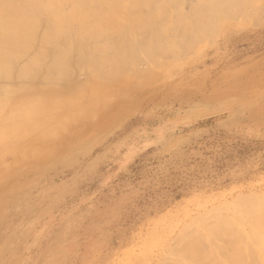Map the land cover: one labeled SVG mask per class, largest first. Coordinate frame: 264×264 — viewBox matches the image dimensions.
I'll use <instances>...</instances> for the list:
<instances>
[{"label": "rangeland", "instance_id": "374dc122", "mask_svg": "<svg viewBox=\"0 0 264 264\" xmlns=\"http://www.w3.org/2000/svg\"><path fill=\"white\" fill-rule=\"evenodd\" d=\"M177 1L169 18L181 11L192 19L195 0ZM245 1L233 17H205L194 36L173 19L155 64L128 63L114 74L107 61L90 63L89 73L73 65L65 79L0 78V137L46 91L60 97L41 127L0 154V264H205L204 256L230 264L238 247L259 263L264 0Z\"/></svg>", "mask_w": 264, "mask_h": 264}, {"label": "bare ground", "instance_id": "6f19581e", "mask_svg": "<svg viewBox=\"0 0 264 264\" xmlns=\"http://www.w3.org/2000/svg\"><path fill=\"white\" fill-rule=\"evenodd\" d=\"M244 1L245 0H195L194 6L192 5L193 6L192 19H190V15L185 14V17L189 18L190 20L187 19L188 20L187 21L185 18L184 21L182 19L184 14H182L181 11L178 12L176 16L175 14L172 13L173 16L175 17L169 18L170 17L169 12H171V7L173 8L174 6L172 5L173 4L172 0H0V78L23 79L24 76L26 77L27 73L31 74V72H34V74H32V76L30 77L43 79V80H46L48 78L55 80L56 78L61 76L62 78L65 79L73 76V75L71 76V70L73 68L72 67L73 65H81V67L83 66L85 73H89L91 70L90 63L94 66L95 64L104 63L107 61H110L114 64L112 72L114 74H118L126 69L128 63H129V68H134V67L136 68L137 64L141 61L146 64L154 63L152 61H155L157 59V54L167 50L166 43H167V38L169 37L168 32L170 27L174 25L172 22L173 19H174L173 21H175V24L176 23L179 25L182 24L183 26L182 30L184 32L188 31L191 35L194 36L195 32L197 33L199 32L196 29V27L198 26L195 25H199L200 28L204 27L205 25L203 26L204 23L203 21H205V17L210 20L211 19L213 20L215 19V17H217L215 19L216 21L213 20L216 23L218 22V20L221 19L222 14L226 15L225 17L227 18L233 17V14L235 13L231 14L232 12L231 8L234 7L235 5L237 6V8H235L234 10L238 11L242 5L243 7L245 6ZM176 2L178 1L176 0ZM178 8L179 7H177L176 9ZM180 9L183 8L181 7ZM201 17L203 18L202 20L200 19ZM136 33L142 37L141 41L143 42H140V44L139 42L137 43L135 41V39L137 38V36H135ZM176 34L177 33H172V38L170 39L174 40L175 37L178 35ZM140 36H138V39ZM210 36L213 37L212 35ZM138 39L136 40L138 41ZM177 40L178 39H176V41ZM21 61H23V64L24 63L27 64L29 70H26L25 69L26 67L22 66ZM59 63H62V65L56 67L55 65H58ZM74 67L76 68V66ZM77 69H81V71L83 70L82 68H76L75 71H77ZM78 72L80 71L78 70ZM148 74H146V76ZM46 92L47 93L44 94L43 98L41 96L42 101H40V104H35L33 106H28L27 108H23L15 115L17 119L13 122V124L12 125L7 124V130H5L6 131L5 135L3 137H0V154L7 153L11 151L13 145H16L17 143L19 144L24 140L26 141L27 137L29 136V132H32L35 126L41 127L43 125V124L41 125V122L43 123L45 122V121H41V119L40 120L38 119L41 117H45L53 112V107L56 105L55 102H57V100L60 101V97L57 96V93L54 94V91L52 92L46 91ZM3 103L1 105H3ZM66 104H67L66 106H68V103ZM64 109L67 110L66 107ZM47 134L49 135V133ZM37 156L38 155L36 154V158ZM41 157H43V154L41 155ZM246 197L249 198V196ZM250 197L252 198V196ZM256 199L259 201L258 197ZM263 199L264 198L262 197L261 199L262 202H264ZM236 200L237 199H235V201ZM233 205L235 206V204ZM236 205H238V203H236ZM259 212L261 213V211ZM250 213H252V211ZM257 214L254 216L255 218L258 216ZM252 218L253 216L250 217L251 223L252 221H254L252 220ZM258 219L260 218L258 217ZM217 221H219V219H217ZM221 221H223V219H221ZM221 221L220 223H222ZM247 221L248 223H250L249 218ZM236 222L234 223L237 224ZM259 223L261 224L262 221H260ZM259 223H256L254 221V224H252L253 225L252 228L256 227L257 224L258 226H260ZM263 225L264 222L262 224L263 228L260 227L261 228L260 229L258 226L257 228H259L260 230H264ZM212 226H214V223ZM257 228L251 231H249L250 230L249 229L248 231L254 232L255 230H257ZM222 229H224V227ZM239 231L241 232V230ZM240 232L239 234L236 235L240 236ZM219 234L220 233H218V235ZM222 234L223 233L221 232L220 235ZM208 236L210 237L209 234ZM227 237H224L226 238V241H221V240L220 241L222 243L223 242L227 243V239H229ZM248 237H250V235L247 236V238ZM237 238H235L236 242H238ZM249 239H251V237L248 238V240ZM257 239H259V237H257L256 240ZM231 240H229L230 246H234L236 244L234 242L235 240L232 241L234 244L231 243ZM247 241L246 239L244 240V242ZM247 244L250 245L249 243H246L244 245L246 246V249L248 247V250L250 251L252 246L249 247ZM219 245L220 244L217 243V245L214 246L217 248V246L219 247ZM239 245L240 243L237 246ZM228 247L226 246L224 248H228ZM263 247L264 246L261 247L262 250H264ZM238 248H237V252L239 251ZM252 248L256 250L255 247ZM219 249L224 251L220 247ZM233 249L235 250V248ZM239 249L241 251L242 248ZM201 250L203 251L204 248L199 249V251ZM212 250L213 248H211V251ZM234 250L231 249V251L233 252L230 253L231 257L233 255L232 258L240 257L242 259L241 255L245 257L247 254L249 255L248 257L251 258L250 256L251 254L249 252L247 254L245 252L246 255H244L243 252H242L243 254L240 253V251L238 253L237 252L235 253ZM222 251H219L220 252L219 255L222 256L224 255L223 253L225 252V255L222 257L227 259L226 257V255H228L226 252L227 250L224 252ZM253 253L255 254V252ZM230 254L228 256L229 258H230ZM189 255L192 254L189 253ZM191 258H193V256ZM202 258L203 257H201V259ZM247 258L242 260L240 259L241 261H239V259L234 260L235 258L234 259L230 258L231 261L229 262L230 264L231 263L255 264L254 260L250 259L248 261L249 258L248 259ZM206 259L204 256L203 260H205L204 261L205 264H208L206 263L207 261ZM262 259L264 260V257ZM210 260L211 259H209V261ZM178 263L182 264L181 261H178ZM219 263L220 262H218V264ZM200 264H202V262Z\"/></svg>", "mask_w": 264, "mask_h": 264}]
</instances>
